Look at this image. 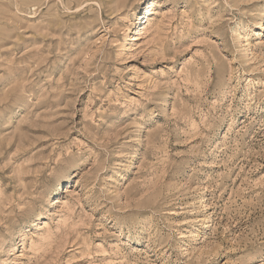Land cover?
<instances>
[{
  "label": "rangeland",
  "instance_id": "rangeland-1",
  "mask_svg": "<svg viewBox=\"0 0 264 264\" xmlns=\"http://www.w3.org/2000/svg\"><path fill=\"white\" fill-rule=\"evenodd\" d=\"M0 264H264V0H0Z\"/></svg>",
  "mask_w": 264,
  "mask_h": 264
},
{
  "label": "bare ground",
  "instance_id": "bare-ground-1",
  "mask_svg": "<svg viewBox=\"0 0 264 264\" xmlns=\"http://www.w3.org/2000/svg\"><path fill=\"white\" fill-rule=\"evenodd\" d=\"M148 15H149V6L147 5L145 8V11H144V15L137 22L138 26L135 28L136 30L134 31L133 35H135V36L141 35L142 30H143V24H144L145 20L148 19V17H147ZM139 17H140V15H139Z\"/></svg>",
  "mask_w": 264,
  "mask_h": 264
}]
</instances>
